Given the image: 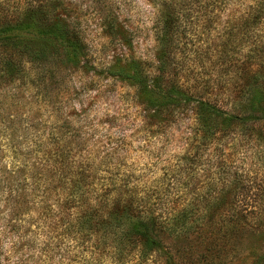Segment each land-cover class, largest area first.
I'll use <instances>...</instances> for the list:
<instances>
[{
	"label": "trees",
	"instance_id": "1",
	"mask_svg": "<svg viewBox=\"0 0 264 264\" xmlns=\"http://www.w3.org/2000/svg\"><path fill=\"white\" fill-rule=\"evenodd\" d=\"M158 2L152 19L158 50L154 71L132 59L108 68L109 76L129 83L144 110L155 117L189 108L195 154L203 141L226 133L220 128L264 122V0ZM76 3L0 0V86L14 91L23 84L33 88L38 81L49 86L60 74L56 60L81 63L86 44L79 19L53 16L58 8L74 9ZM107 26L113 31L115 22ZM212 32L220 43L202 49L199 44L211 40ZM202 51L215 60L208 73L192 68V56L201 62ZM51 118L47 133L39 123H26L27 141L20 145L27 155L19 158L15 147L11 170L3 171L10 182L22 184V192L25 188L17 196L18 209L39 210L53 226L65 225L63 234L87 240L88 251L105 253L110 264H152L153 255L165 249V239L199 233L204 218L207 223L216 218L189 209L180 169L156 183L145 181L115 158L113 149L88 147L71 116ZM16 135L13 129L14 141ZM207 198L215 199L194 196V204L202 199L198 210Z\"/></svg>",
	"mask_w": 264,
	"mask_h": 264
},
{
	"label": "rangeland",
	"instance_id": "2",
	"mask_svg": "<svg viewBox=\"0 0 264 264\" xmlns=\"http://www.w3.org/2000/svg\"><path fill=\"white\" fill-rule=\"evenodd\" d=\"M158 1L78 0L74 9L58 8L53 16L71 15L80 21L86 44L81 63L56 60L60 74L49 86L40 81L15 91L0 86V264H110L105 253L88 251L87 240L63 234L65 225L53 226L39 210L18 209L17 196L25 188L22 192V184L10 182L3 173L11 170L15 147L19 158L27 155L20 145L27 141L26 123H39L47 133L51 117L67 115L77 121L88 147L113 149L115 158L145 181L156 183L180 169L189 209L215 214L210 223L204 218L201 232L165 239V249L153 255L152 264H264V122L220 128L226 133L203 141L195 154L189 108L155 117L144 110L129 83L107 73L116 63L132 59L154 71L158 50L152 19L153 8L160 9ZM110 21L115 22L113 31L107 26ZM211 35L199 44L202 49L210 51L220 43L213 39L214 32ZM206 54L201 52V62L192 56L195 71L208 73L213 68L215 60ZM195 195L215 199L203 200L198 210L202 199L194 204ZM32 208L37 210L36 204Z\"/></svg>",
	"mask_w": 264,
	"mask_h": 264
}]
</instances>
